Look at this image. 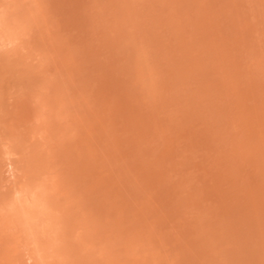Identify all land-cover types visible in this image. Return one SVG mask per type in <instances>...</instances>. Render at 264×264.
I'll return each mask as SVG.
<instances>
[{"label":"rangeland","instance_id":"374dc122","mask_svg":"<svg viewBox=\"0 0 264 264\" xmlns=\"http://www.w3.org/2000/svg\"><path fill=\"white\" fill-rule=\"evenodd\" d=\"M0 264H264V0H0Z\"/></svg>","mask_w":264,"mask_h":264}]
</instances>
